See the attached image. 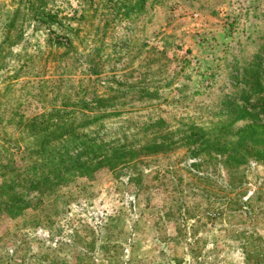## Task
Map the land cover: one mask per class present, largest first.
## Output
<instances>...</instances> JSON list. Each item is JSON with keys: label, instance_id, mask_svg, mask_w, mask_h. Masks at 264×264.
I'll return each instance as SVG.
<instances>
[{"label": "rangeland", "instance_id": "374dc122", "mask_svg": "<svg viewBox=\"0 0 264 264\" xmlns=\"http://www.w3.org/2000/svg\"><path fill=\"white\" fill-rule=\"evenodd\" d=\"M263 56L264 0H0V264H264L190 138L264 134Z\"/></svg>", "mask_w": 264, "mask_h": 264}, {"label": "trees", "instance_id": "16d2710c", "mask_svg": "<svg viewBox=\"0 0 264 264\" xmlns=\"http://www.w3.org/2000/svg\"><path fill=\"white\" fill-rule=\"evenodd\" d=\"M48 15V14H47ZM47 27H49L47 25ZM264 60V56H263ZM260 77L262 78L264 84V66L260 70ZM263 91H264V86ZM259 108V113L264 114V95L259 98L258 103L255 105ZM244 107V106H241ZM263 125V124H262ZM230 123H222L221 129H227ZM260 126V125H256ZM253 124H244L241 127H236L233 134L234 137L224 138L220 134L217 136L216 133L212 135L209 131L205 129L198 128V134L194 133L190 135L193 138L198 135V164L207 162L210 158L211 163L219 164L222 168L226 169V172L231 176L235 174V194L232 198L226 200V207L229 205L236 204L237 209H242L247 205L243 202L241 195L237 190L243 188V172L242 169L249 161H254L264 164V134H261L259 129H256ZM206 179V176L202 177ZM234 182H230L228 188L233 190ZM249 210H245L246 217L250 218L251 214L248 213ZM261 254V252H260ZM257 262L262 261V256L259 257L257 254Z\"/></svg>", "mask_w": 264, "mask_h": 264}]
</instances>
